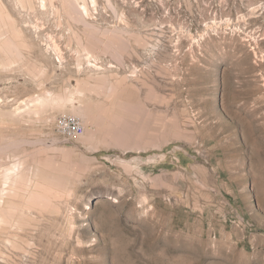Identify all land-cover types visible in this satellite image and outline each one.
<instances>
[{
	"label": "rangeland",
	"instance_id": "rangeland-1",
	"mask_svg": "<svg viewBox=\"0 0 264 264\" xmlns=\"http://www.w3.org/2000/svg\"><path fill=\"white\" fill-rule=\"evenodd\" d=\"M0 264H264V0H0Z\"/></svg>",
	"mask_w": 264,
	"mask_h": 264
},
{
	"label": "built area",
	"instance_id": "built-area-1",
	"mask_svg": "<svg viewBox=\"0 0 264 264\" xmlns=\"http://www.w3.org/2000/svg\"><path fill=\"white\" fill-rule=\"evenodd\" d=\"M56 130L66 140H74L85 133V125L76 114L60 113L56 118Z\"/></svg>",
	"mask_w": 264,
	"mask_h": 264
}]
</instances>
